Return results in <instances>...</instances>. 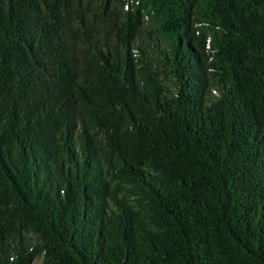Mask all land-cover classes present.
I'll return each instance as SVG.
<instances>
[{
    "label": "trees",
    "instance_id": "trees-1",
    "mask_svg": "<svg viewBox=\"0 0 264 264\" xmlns=\"http://www.w3.org/2000/svg\"><path fill=\"white\" fill-rule=\"evenodd\" d=\"M0 0V264H264V0Z\"/></svg>",
    "mask_w": 264,
    "mask_h": 264
},
{
    "label": "built area",
    "instance_id": "built-area-1",
    "mask_svg": "<svg viewBox=\"0 0 264 264\" xmlns=\"http://www.w3.org/2000/svg\"><path fill=\"white\" fill-rule=\"evenodd\" d=\"M132 2V0H130L129 2L125 3L124 8L127 9L129 7V3Z\"/></svg>",
    "mask_w": 264,
    "mask_h": 264
},
{
    "label": "rangeland",
    "instance_id": "rangeland-1",
    "mask_svg": "<svg viewBox=\"0 0 264 264\" xmlns=\"http://www.w3.org/2000/svg\"><path fill=\"white\" fill-rule=\"evenodd\" d=\"M34 264H40V259H36V260L34 261Z\"/></svg>",
    "mask_w": 264,
    "mask_h": 264
}]
</instances>
